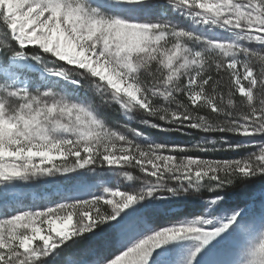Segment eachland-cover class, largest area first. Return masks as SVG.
<instances>
[{
  "label": "snow or ice",
  "instance_id": "6c2138e0",
  "mask_svg": "<svg viewBox=\"0 0 264 264\" xmlns=\"http://www.w3.org/2000/svg\"><path fill=\"white\" fill-rule=\"evenodd\" d=\"M109 109L126 122L109 123ZM140 125L203 135L167 144ZM98 169L112 176L90 183ZM254 178L264 0H0V264H59L104 233L118 254L68 264H264V201L258 215L226 206L227 189ZM40 180L74 189L18 206L15 189ZM191 195L202 204L193 218H151Z\"/></svg>",
  "mask_w": 264,
  "mask_h": 264
},
{
  "label": "rangeland",
  "instance_id": "374dc122",
  "mask_svg": "<svg viewBox=\"0 0 264 264\" xmlns=\"http://www.w3.org/2000/svg\"><path fill=\"white\" fill-rule=\"evenodd\" d=\"M184 23V21H181ZM109 123L115 124L117 122H126L124 117L115 109H109L107 112ZM133 126H137L133 124ZM141 130L156 142H163L167 144H179L191 147V145L199 142L202 133L192 131L191 134L185 135L182 133H162L157 130L145 129L144 126H139ZM211 138V137H210ZM239 139V138H234ZM251 149H244L237 152H208L202 153L193 149L190 151V155L202 156L204 158H231L241 157L247 154ZM131 171L135 176H142L138 169H127ZM112 176L111 173L98 169L96 173H88V181L100 184L104 179ZM120 182V181H117ZM131 182L122 181V190H130L127 186ZM138 186V185H137ZM74 189L73 182L64 181L58 184L48 183L44 180H40L30 184H21L15 189V192L21 201V205L18 206H31L34 208H42L49 202L59 201L61 193ZM96 189H92V192H96ZM85 198H88L90 193L87 191L79 192ZM207 196V193H205ZM264 201V179L254 178L243 183H237L235 186L227 189L226 206L232 207L239 205L243 207L245 204L251 206L254 215L259 214L261 202ZM202 204L201 198L198 195H191L188 197L171 198V200L164 203H159L157 209L151 213V218L157 225H165L173 219H183L185 217L193 218L196 214L201 212ZM117 247L111 243V237L109 233L100 234L91 239L82 241L79 245L71 247L61 256L59 264H68L71 261H90L96 254H101L107 257H113L119 253Z\"/></svg>",
  "mask_w": 264,
  "mask_h": 264
}]
</instances>
